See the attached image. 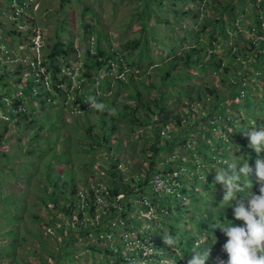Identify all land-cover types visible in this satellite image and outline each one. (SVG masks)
I'll return each mask as SVG.
<instances>
[{
  "label": "clouds",
  "instance_id": "obj_1",
  "mask_svg": "<svg viewBox=\"0 0 264 264\" xmlns=\"http://www.w3.org/2000/svg\"><path fill=\"white\" fill-rule=\"evenodd\" d=\"M76 1L81 3V0ZM216 1L219 0H181L180 9L174 11V15H169V18L166 16L169 8L164 5L169 4V0H164L161 7L149 4L150 11L146 13L142 11L147 5L145 1L136 6V18L140 23L137 31L140 27H151L150 37L155 45L168 49L173 54L169 66L175 70L181 61L189 64L192 54L199 57L201 48L196 40L197 31L204 30L205 36L210 26L219 29L214 22L223 13V20L230 21L233 26L242 25V29H246L248 33L253 32L255 40L249 42L247 51L259 57L262 53L260 50L258 52V48H264V0H247L248 8L241 5V0H220V3ZM1 3L2 0L0 5ZM72 4L74 2L69 0H58L53 17L59 21L57 25L55 23L56 28H51L52 33L49 36L46 26L49 22L39 19L41 0H3L2 18L6 24L0 22V125L3 124L0 146L13 138L12 135L4 138L6 124L13 122L14 128L23 135L33 129V126H38L39 122H49L50 126L46 124L44 127L45 131L51 130L55 134L50 143L54 158L47 160L51 166L49 181L52 186L48 187L50 192L45 197L52 196L56 200L55 205H58V211L64 218L68 217L62 213V208H67L76 199L75 204L82 209V217L79 219L74 213L73 222L70 220L71 228L78 222L82 226L94 221L95 209L102 208V219L109 220L110 223L90 224L85 228L89 233L87 238H91L89 241L92 244L101 239L105 240L102 243L104 246L115 243L114 252L119 250L128 254L132 264H206L211 253L223 254L226 258L217 256L214 264H264V126L257 129V126L262 125L259 124L262 119L258 124L254 120L249 127L236 131L247 138L248 147L253 150L242 148L240 152L247 150L257 158L250 160L239 153L238 158L243 163L220 161L214 171L213 181L222 186V201L228 205L226 208L231 207L232 220L223 219L221 223L220 219L213 220L219 226H209L203 232L202 223L207 222L202 221L204 211L201 204L195 208L197 212L191 218H186L188 207L199 202L202 191L199 190L200 196L194 198L192 187L195 189L196 186L186 184L185 180L191 179L193 182L199 179L202 165L195 154L182 157L181 152L176 150L183 151L184 143L187 142L173 133L175 126L181 131L179 127L182 122L185 123V118L182 119L174 113L171 115L172 120L166 119L162 107L153 109L147 101L140 102L138 107L132 99L122 105V108H118L114 102L115 90L118 88L136 89L134 98L139 101V85L145 77L149 78V71L156 70L158 65L148 64L144 70L143 65L132 58L131 53L140 43L137 38L111 51H104L101 37L106 34L103 35V31L96 27L100 18L83 7L82 14L79 13V19L73 24L67 21V11ZM154 8L157 15L166 17L164 21H160L156 15L154 17ZM184 9L186 10L183 15L191 14V20L195 19L194 32L187 30L193 33L195 41L187 46L180 40L183 46L179 47L187 46L185 58L175 52L177 41L164 46L162 43L166 37L160 34L161 24H166V31L170 32L178 25V22L174 23V17L183 18L179 11ZM163 10L165 12H159ZM49 13L52 11H48ZM64 13L67 16L60 17ZM199 13L203 14L199 16ZM151 14L154 17L152 23ZM84 15H88L89 19ZM245 16L244 23L242 17ZM77 23L80 27L79 43H74L72 36L78 32L74 33L73 28ZM82 23L86 26L84 29ZM83 31H86L85 36ZM153 33H157V36ZM186 34L184 32L183 36L186 37ZM160 36L164 37L161 42L157 41ZM61 44H64L63 52L58 51L59 55L54 58L50 56V47L55 45L58 48L57 45ZM97 48L102 54V58L98 60L101 65L92 67L85 58L87 54H95ZM127 49L131 52L126 53ZM214 57V53L212 57L207 55L208 64L205 65H212ZM173 59L179 65L174 66ZM50 60L54 63L52 67ZM91 61L92 64L96 63ZM217 61L219 69H227L222 60ZM165 65L168 68V62ZM156 83L159 85L162 81ZM204 92L206 97H210L205 90ZM195 99L198 105L200 97L188 100L193 102ZM154 103L156 105V101ZM26 107L31 108L30 112ZM188 107L190 103L187 104ZM124 110L128 113L127 117H124ZM20 115L22 118H17ZM41 116L46 119L42 120ZM136 129H145L151 135L150 138L145 136L151 140L146 149L135 148L133 135ZM35 136L37 135H34V140ZM21 139L22 137L14 138L9 147L16 144L21 150L20 153L43 149L39 144L43 143L40 138L29 149L18 144ZM154 139L158 141L153 142ZM225 139L229 141L228 136ZM66 140H69L70 147ZM71 151H82V159L86 160L75 171H72L73 168L69 169L66 163L70 159L74 163L80 161L70 158ZM8 152L9 148L2 153ZM166 154L170 156L164 159ZM97 157L102 162L98 166V169H103L102 175L94 170L97 166L94 163L99 160ZM216 157V152L208 155L209 160L217 163ZM156 159H160L161 163H157ZM189 159L192 160L191 163H185ZM61 164L64 165L59 173L56 166ZM238 164L240 166L237 169ZM192 172L194 175H190ZM76 175L85 176V183L80 188H76ZM250 176L255 177L252 180L254 192L251 191ZM205 177L206 175L202 177L203 181ZM96 178L98 179L95 180ZM65 185L66 189L63 190ZM70 189H75L76 193L72 195ZM114 190L118 192L116 195L112 194ZM242 192L245 194L240 195ZM70 196L71 200L67 201ZM64 198L67 202L62 204ZM169 198L175 200L170 201ZM50 201L47 202L48 205L53 206ZM85 202L92 207L86 206ZM89 210H93V213ZM234 221L242 223L236 224ZM131 224L138 227L131 229ZM54 226L47 225V228ZM126 226L131 230H127ZM187 237L191 243L188 249L184 246Z\"/></svg>",
  "mask_w": 264,
  "mask_h": 264
},
{
  "label": "rangeland",
  "instance_id": "obj_2",
  "mask_svg": "<svg viewBox=\"0 0 264 264\" xmlns=\"http://www.w3.org/2000/svg\"><path fill=\"white\" fill-rule=\"evenodd\" d=\"M69 1L74 2V4L68 9V16L64 13V15L60 17L67 16V21L74 24V21L79 19V13H81L83 7L88 8L93 14H96L100 18L96 27L103 31V35L106 34L105 37H101V47L104 51H111V49H115L137 38L140 40V43L133 53H131L132 58L135 59L136 63L142 64L144 70L145 66L148 64L158 65L156 70L151 69L149 71V78L145 77L142 84L139 85V101L134 98L136 89L118 88L115 90L116 98L114 102L118 108H122V105L132 99H134L132 102L138 107L141 104L140 102L147 101L150 102L153 109L162 107L166 119H171V115L174 113L182 119L185 118V123L182 122V125L179 127L181 131L175 126L173 133L174 135L178 134L179 138L186 139L187 142L184 143L185 148H183V151H181V149L176 150L181 152L182 157L186 154L187 156L195 154L196 157L198 156V160L202 165L201 172L199 169V179H195L193 182L191 179L185 180L186 184L196 186L195 189L192 187L193 194H195L194 198H198L200 196V191H202L199 202H194L188 207L189 211L186 218H191L190 216H192L194 212H197L195 208L199 207L198 204H201V209L204 211L202 221L207 222L202 223L203 227H201V230L203 232H205L209 226L212 228L213 225H218L213 223V220H232V209L231 207L226 208L228 205L222 201V186L214 183L213 176L218 162L228 161L229 163H243V161L238 158L241 149L252 150L248 147L247 138L236 131H242L243 128L249 127L256 118L257 124L262 119L261 123H259L262 125L257 126V129L264 126V48H258V52L260 50L262 53L259 57H255V54L247 51L249 42L255 40L252 35L253 32L248 33L246 29H242V25H238V33L230 32L224 35L220 29L210 26L207 35L205 34L204 37L214 39L213 48L204 49L199 45V48H201L199 57L192 54L189 64L181 61L179 67L173 70V68L169 66L173 54H171L168 49L155 45L150 37V31H152L151 27H140V30L137 31L140 23L136 18V6L142 5L145 1L81 0V3H78L76 0ZM180 1L181 0H169V4H164L165 8H169L166 14L168 18L170 17L169 15H174V11L180 9ZM41 4L42 10L39 19L42 20V22H49L46 26H48L47 33H49L50 36L52 33L51 28H56L55 23L57 25L59 21V19L54 20L53 17L58 0H41ZM158 4L159 2H156V4L153 5L157 6ZM241 5L245 8L249 7L247 0H241ZM3 9L2 0L0 5V22L6 24L5 19L2 18ZM148 10L150 11L149 3L142 11L146 13ZM152 10H154L152 12L154 17L156 15L160 21L165 20L166 17L164 15H157L158 12L155 8ZM185 10L186 9H184V11H179V13L182 12L181 15L183 18L174 17V23L178 22V25H176L171 32L166 31V24H161L162 29L160 30V34L166 37L163 39L162 44L165 46V44H169V42L177 41L175 52L180 53V56L183 58H185L184 54L187 46L195 41L193 33L187 31H193L195 19L191 20V14L183 15ZM48 11H52V13L48 14ZM152 14L150 15L152 19L150 23L154 21ZM201 14L203 13H199V16H201ZM84 17L89 19L88 15H84ZM245 18L246 16L242 17L244 23ZM73 31L74 33L78 32L72 36L73 42L79 43V23L74 26ZM184 32L187 33L186 37L183 36ZM157 33H153V35L157 36ZM162 38L164 37H157V41L161 42ZM180 40L184 41L183 44L187 46L179 47L183 46ZM198 41L199 43H203L204 38H199ZM209 51L214 53L215 57L213 61H211L213 64L208 66L205 65L208 64L206 63V56L209 55L212 57V53H209ZM125 52L129 53L131 51L127 49ZM218 59L222 60L223 66L227 69L223 67L220 69L218 68ZM166 62H168V68L165 65ZM238 62L242 63L241 67H238ZM257 62H259V64H257ZM147 70H149V68ZM156 81H162V83L158 85ZM212 86L215 88L216 94L206 97L204 88H210ZM24 91L27 92V90ZM198 91H200V103L196 105V99L193 102L189 100L195 97ZM247 92H251V95L247 94ZM154 101H156V105ZM188 103H190V107L187 108ZM25 109L30 112L31 108L29 109L26 107ZM32 112L35 113L34 111ZM127 116L128 113L124 110V117ZM17 118H22V115ZM64 118H66L65 115ZM41 119L45 120L46 118L45 116H41ZM20 124H22V122H20ZM46 124L50 126V123L47 121L39 122L38 126H33V129L23 135L20 134L17 128H14L13 122L5 125L6 131L4 132V138H8L9 135H12L13 138L11 141L8 140L0 146V195L4 196L9 194L13 195V198L18 197L17 200H19L18 203H20V206L14 208L15 219L12 223L8 218L4 219V223L0 219V264H105L104 262L113 264V258L108 257L105 260L103 252L87 249L88 244L91 243V241H89L91 238L80 236L78 233L81 232L83 228H88L90 224L92 226L101 222L105 224H107V222L110 223L109 220L102 219V208L95 209L94 221H90V223L84 224L83 226L80 225L81 222H78V224L72 228V231L69 226L70 219L60 215L59 209L57 208L58 205H48L47 202L49 200L47 198L44 199L46 194L50 192V188L48 187L52 186L49 181V178H51V166L47 160L54 158V154L50 151V143L55 134H52L51 130H47L43 133V143H39L43 148L42 150H22L24 152L20 153L21 150H19L16 144H12L13 146L9 147L11 142H14V138L22 137L21 142L18 144H20L22 148L26 146V148L29 149L35 144L34 135H37L35 127L46 126ZM2 126L3 124L0 125V131ZM183 130L187 131L184 132ZM230 130L232 133L229 134ZM133 136V143L136 149H146L150 145L149 142L151 140H148L145 136L150 138L151 135H149L145 129L134 130ZM226 136H228L229 141L225 139ZM157 141V139H154L153 142ZM65 142L70 147L69 140ZM8 148V158L4 160L2 158V152L7 151ZM45 151H47L48 154ZM212 152H216L217 154V163L208 158V155ZM164 153L165 151H163V154ZM51 154H53V156H50ZM69 156L75 160H80L76 163L72 162L71 159L69 162H66L69 169L73 168L72 171H75L79 164H81L80 167H82L84 164L83 162L86 161L82 159V151L79 153L71 151ZM169 156V154H166L163 158L167 159ZM103 158L104 157H102V159ZM97 159L99 160L94 163L97 165L94 170H98L95 173L102 175L103 169H98V166H101L102 162L99 157H97ZM156 160L157 163H161L160 159ZM191 161L192 160L189 159L187 162H184L191 163ZM63 165L64 164L56 166L59 173H61ZM239 166L240 164L237 165V169ZM89 174L92 176L94 175V173ZM190 175H194V173L192 172ZM205 175L206 177L203 181L202 177ZM253 178L255 177H249L251 182ZM97 179L98 178L95 180ZM75 180L76 188H80L84 185L83 183H85V176L76 175ZM198 184H200L201 187H199ZM254 190V183L252 182L251 191L254 192ZM247 191L248 189L246 188L245 192ZM244 194V192L240 193V195ZM68 200H71V196L67 198V201ZM169 200L174 201L175 199L169 198ZM67 201L64 198L61 203L64 204ZM121 204L122 203H118V205ZM2 212L3 208L0 205V216ZM35 216H39L45 226L47 224L48 226H55L51 229L47 227L41 229L42 225L38 223ZM17 221H19V223H17ZM5 223H7V226L2 228V225H5ZM183 223H185V221ZM234 223L240 224L242 222L234 221ZM8 228L11 230L10 233L12 235H3L2 231ZM59 230L63 231L60 233L58 232ZM216 230L219 229L217 228ZM26 231L31 234L33 233V235L23 239V244H19V241L21 242L23 234ZM68 231H70V239L73 238V236L79 239H77V241H67L65 238L67 234L65 233ZM13 241H15V243ZM65 242H67L68 245L64 248ZM68 250H70V253H67ZM12 256H14V258Z\"/></svg>",
  "mask_w": 264,
  "mask_h": 264
},
{
  "label": "trees",
  "instance_id": "obj_3",
  "mask_svg": "<svg viewBox=\"0 0 264 264\" xmlns=\"http://www.w3.org/2000/svg\"><path fill=\"white\" fill-rule=\"evenodd\" d=\"M143 1H146L147 2V4L149 3L150 5H153V4H156V2H159V4L156 6V7H161L162 6V4H163V1L164 0H143ZM217 3L219 2L220 3V0L219 1H216ZM187 12H189V11H187ZM222 14L223 13H221L220 15L222 16ZM219 17L218 19H216L215 20V22H214V24H216L217 25V27L221 30V32H222V34H224L225 35V33H230V32H233V33H238V31H239V27H237V26H233L232 24H231V22L230 21H225V20H223L222 19V17ZM83 27H86V26H83V23H82V28ZM84 29V28H83ZM208 30L209 29H207V32H208ZM86 31H83V36H85L86 35V33H85ZM204 30H201V32L200 31H197V33H196V40L198 41V39L199 38H204V42L203 43H199V45H201V47L202 48H204V49H206V48H213V45H214V39H212V38H206V37H204ZM168 35V34H167ZM199 42V41H198ZM58 46V48H56V46L55 45H52L51 47H50V51H51V53H50V56L52 55L53 56V58H54V56L55 55H59V53H58V51H60V52H63V46H64V44H61V46L60 45H57ZM87 52H88V50H87ZM190 54H187V56H189ZM99 58H102V54H101V52H100V49H96V53L95 54H90V55H86V58H85V61L87 62V63H89V64H91L92 65V67H95V66H99V65H101L100 63V61H98L99 60ZM91 60H94L96 63L95 64H92V61ZM98 61V62H97ZM172 63H173V65L174 66H177V65H179V64H177L176 62H175V59H173V61H172ZM52 64H54L53 63V61H51L50 60V67H52ZM257 64H259V62H257ZM242 66V63H240V62H238V67H241ZM252 66H254V65H252ZM255 67V66H254ZM257 67H260V66H257ZM28 85H30V84H28ZM204 90L211 96V95H215L216 94V92H215V88L212 86V87H210V88H204ZM247 94H249V95H251V92H247ZM195 97H200V91H198L197 92V94H196V96ZM146 106V108L148 109V106L147 105H145ZM145 106H142V108L143 107H145ZM26 117V116H25ZM253 118H254V115H253ZM255 120H257V118L255 119ZM35 131L37 132V136H35V140L37 139V138H40V139H42L43 140V138H41V137H43V132L45 131V127L44 126H39V127H37V128H35ZM1 137V136H0ZM41 140V141H42ZM48 140V139H47ZM28 154V153H27ZM3 155V159L4 160H6L8 157V155L7 154H5V153H3L2 154ZM29 155V154H28ZM240 155L242 156V157H244V158H249L250 160H255L256 158H257V156H255V155H251L250 153H248V151L247 150H245L244 152H240ZM151 165H153V163L151 164ZM53 186L56 188V186L54 185V183H53ZM63 188V190H65L66 189V185L65 186H63L62 187ZM70 192H71V194L72 195H74L75 193H76V191H75V189H70ZM118 192H117V190H114L113 192H112V194L113 195H116ZM13 195H4V196H1L0 195V205H1V207L3 208V212H2V214H1V216H0V219L3 221V223H4V219H6V218H8V219H10V222L12 223V221H14V216H15V213H14V208H16L17 206H20V203H18V201L19 200H17V198H13L12 197ZM45 198H47L51 203H53V204H55L56 203V200H54V198L51 196V198L48 196V197H44V199ZM87 199L88 198H86V201H87ZM75 201H76V199L75 200H73L72 202H70L69 204H68V206H67V208L65 207V208H62V213H64L65 214V216L66 217H68V218H70V220H71V222H73V214L75 213L76 214V217L77 218H81L82 217V214L80 213V211L82 210L79 206H78V204H75ZM45 203H46V200H45ZM85 204H86V202H85ZM90 204H86V206H89ZM85 207V206H84ZM83 207V208H84ZM89 207H92V206H89ZM90 212H92L93 213V210H89ZM3 218V219H2ZM35 218L38 220V223L40 224V225H42V227H41V229L44 227H47V225L45 226V224L42 222V220H41V218L39 217V216H35ZM221 221H223V219H220L219 220V223H221ZM17 223H19V221H17ZM82 223H84V222H82ZM16 224V223H15ZM76 224V223H75ZM7 226V223H5V225H2V228H4V227H6ZM83 226V225H82ZM131 226H132V228L131 229H136L138 226L137 225H135V224H131ZM49 227V226H48ZM126 229L127 230H131L128 226H126ZM70 230H72L73 231V229L71 228V226H70ZM10 229L8 228V229H5V230H3L2 231V233H3V235H5V236H7V235H12L11 233H10ZM63 230H59L58 232H62ZM187 231V230H186ZM188 232V231H187ZM79 233V235L81 236H85V237H87V236H89V233H88V229H85V228H83V230L81 231V232H78ZM65 234H67V236H65V238H66V240L67 241H70V240H73V241H77V239H79V238H76L75 236H73V238H71L70 239V231H68V232H66ZM31 235H33V233L31 234V233H28L27 231L23 234V238L21 239V242L19 241V244H23L22 242H23V239H26L27 237H30ZM14 243H15V241H13ZM105 242V240H97V243H89L88 244V247H87V249H90V250H92V251H101V252H103V255H104V257H105V260L108 258V257H111V258H113V261H114V263L113 264H132V262H131V260H129V257H128V254H123L121 251H116V252H114V249H115V245L114 244H112V243H109V245L108 244H106L105 246L102 244V243H104ZM185 243H184V246H185V248H187L188 249V247L190 248L191 247V243H190V238L189 237H187V239H186V241H184ZM65 245L63 246L64 248L68 245L67 244V242H65L64 243ZM92 244V245H91ZM91 245V246H90ZM21 246V245H20ZM20 246H18V247H20ZM120 248H123V247H120ZM64 250V249H63ZM66 252V251H65ZM67 253H70V250H68L67 251ZM59 256H60V254H59ZM217 256H221L222 258H225V256L223 255V254H218V253H211V255H210V257H209V259H208V261H206V264H214V260H215V258L217 257ZM13 258H14V256H12ZM226 259V258H225ZM105 264H112V263H110V262H104Z\"/></svg>",
  "mask_w": 264,
  "mask_h": 264
}]
</instances>
